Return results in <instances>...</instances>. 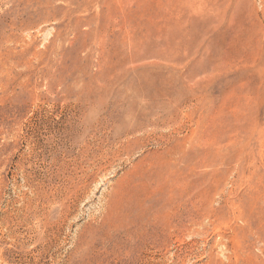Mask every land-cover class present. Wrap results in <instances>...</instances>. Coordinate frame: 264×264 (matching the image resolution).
<instances>
[{
    "label": "rangeland",
    "instance_id": "obj_1",
    "mask_svg": "<svg viewBox=\"0 0 264 264\" xmlns=\"http://www.w3.org/2000/svg\"><path fill=\"white\" fill-rule=\"evenodd\" d=\"M0 264H264V0H0Z\"/></svg>",
    "mask_w": 264,
    "mask_h": 264
}]
</instances>
